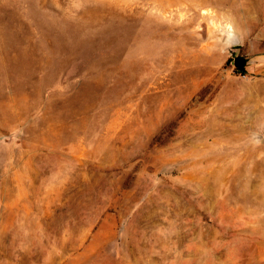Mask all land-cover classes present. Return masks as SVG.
I'll return each instance as SVG.
<instances>
[{
	"label": "rangeland",
	"instance_id": "374dc122",
	"mask_svg": "<svg viewBox=\"0 0 264 264\" xmlns=\"http://www.w3.org/2000/svg\"><path fill=\"white\" fill-rule=\"evenodd\" d=\"M0 264H264V0H0Z\"/></svg>",
	"mask_w": 264,
	"mask_h": 264
},
{
	"label": "trees",
	"instance_id": "16d2710c",
	"mask_svg": "<svg viewBox=\"0 0 264 264\" xmlns=\"http://www.w3.org/2000/svg\"><path fill=\"white\" fill-rule=\"evenodd\" d=\"M234 63L236 65V69L242 73H245V65H246V60L240 56H237L234 59Z\"/></svg>",
	"mask_w": 264,
	"mask_h": 264
},
{
	"label": "water",
	"instance_id": "95a60500",
	"mask_svg": "<svg viewBox=\"0 0 264 264\" xmlns=\"http://www.w3.org/2000/svg\"><path fill=\"white\" fill-rule=\"evenodd\" d=\"M231 41H232V42H237V40H236L235 37H232Z\"/></svg>",
	"mask_w": 264,
	"mask_h": 264
}]
</instances>
